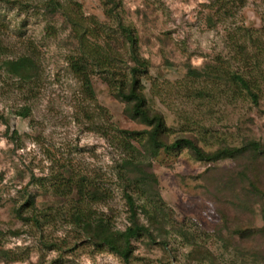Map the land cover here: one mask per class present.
Returning <instances> with one entry per match:
<instances>
[{
  "label": "rangeland",
  "instance_id": "374dc122",
  "mask_svg": "<svg viewBox=\"0 0 264 264\" xmlns=\"http://www.w3.org/2000/svg\"><path fill=\"white\" fill-rule=\"evenodd\" d=\"M56 1L62 7L49 0H0V249L13 259L0 253V264H264V194L248 197L236 182L232 190L225 184L232 177L227 171L240 169L238 160L203 162L186 149L151 157L169 233L166 244L155 232L134 240L128 263L88 243L66 217L84 176V203L115 228L128 225L117 177L124 156L119 143L131 135L123 130L144 129L126 116L108 76L90 75L93 95L85 93V64L71 19L97 30L89 42H106L119 52L122 71L133 63L117 18L131 27L149 65L139 77L147 103L163 115L169 140L190 132L205 150H214L219 141H264V0ZM257 38L262 52L255 57L250 50L243 62L237 44L249 46ZM21 56L33 61L27 79L3 65ZM206 68L253 74L257 103L246 93L228 97L223 87L213 88L212 77L188 76ZM17 206L23 216H41V227L16 218ZM238 224L249 230L246 239L234 231ZM193 249L207 251L200 253L202 261L190 258Z\"/></svg>",
  "mask_w": 264,
  "mask_h": 264
},
{
  "label": "trees",
  "instance_id": "16d2710c",
  "mask_svg": "<svg viewBox=\"0 0 264 264\" xmlns=\"http://www.w3.org/2000/svg\"><path fill=\"white\" fill-rule=\"evenodd\" d=\"M49 4L62 7L61 3L56 0H49ZM116 5L117 3L112 2V5L108 8L110 14H115L113 12H115ZM219 6L222 7V11H225L224 2H221ZM71 24L78 36L79 51L84 59L85 70L81 76V83L85 93L89 96L93 95L90 75L102 74L106 77L108 76L107 85L111 88L112 95L124 104L126 116L144 126L141 131L123 130V133L130 135L128 134L129 132L131 135L127 137V140L119 143L124 156L117 163V177L122 185L129 221L124 229L115 228L110 219L103 215H96L97 213L92 210L90 204L88 202L84 203L87 195L84 183L87 178L83 176L78 180V197L76 201L71 203V208L68 210L66 217L71 225L83 233L88 243H91L99 250L102 248L108 249L119 256L122 262L125 263H128L132 257V242L142 238L144 235L151 239L154 237L155 232L161 238L162 244H166L167 233H169L168 222L161 216L163 214L160 203L161 198L155 189L157 179L151 171L150 161V158L157 156L160 150L173 153L186 149L196 160L208 163L223 158L238 160L240 161V169L227 171V177L232 176L231 179L228 178L227 183L225 182L227 189L232 190L236 182V186L239 188L238 192L241 195L248 194V197H254L253 192L264 194V141L246 139L239 146H232L226 142L219 141L218 143L220 144L214 150H205L200 145L197 135L190 132L176 135L170 141L169 131L166 128L163 115L147 103L139 77L141 73H147L149 65L148 61L138 54L137 38L131 27L124 25L121 19L117 18L118 27L130 46L128 59L133 63L129 65L128 70L122 71L125 64L118 66L122 58L117 50L111 49L110 44L106 42L99 45L97 41L91 43L86 38L92 32L97 35L98 32L95 28L92 30L88 29L82 26L83 24L79 21L72 19ZM237 46L238 55L243 62H247V56L251 53L250 50H253L255 53L253 55L258 57L262 52L261 48H263L258 38L255 41L252 39L249 46L243 42L237 44ZM32 63L33 61L30 57L21 56L17 59L6 60L3 65L11 73L22 76V79H27V72ZM188 74L191 78L212 77V82H215L213 88L223 87V91L225 90V94L228 97L231 96L233 99L246 93L254 103H257L258 95L255 90L258 88V84L256 83L257 80H255L256 77L251 73L245 75L239 71H229L226 68H218L215 71H212L211 68H206L203 71L189 70ZM196 95L204 96L205 92L198 91ZM135 135H138L139 138H136ZM132 138L139 146H134L136 144L131 142ZM223 191L225 192V188ZM239 194H233V196L238 198ZM25 203L29 204V206L33 205L34 196L29 195L26 197ZM140 211L147 221L146 223L140 219ZM12 212L16 218L41 227L43 221L41 216H23L20 206L13 207ZM239 227L238 224L234 231L241 238L246 239L249 235V230ZM43 245L50 247L53 243L43 242ZM197 248L198 246L194 249ZM194 249L189 252L190 258L202 261L201 254L207 251L201 250L200 252L199 250L194 251ZM234 249L239 253L236 247ZM241 249L246 250L244 248ZM255 250L257 251V249ZM0 253L5 259L13 260L7 250L0 249Z\"/></svg>",
  "mask_w": 264,
  "mask_h": 264
}]
</instances>
